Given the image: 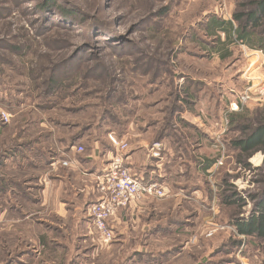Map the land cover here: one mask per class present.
I'll return each mask as SVG.
<instances>
[{
  "label": "rangeland",
  "instance_id": "rangeland-1",
  "mask_svg": "<svg viewBox=\"0 0 264 264\" xmlns=\"http://www.w3.org/2000/svg\"><path fill=\"white\" fill-rule=\"evenodd\" d=\"M43 1L0 0V264H264V251L251 238L244 236L235 253L228 251L223 243L232 226L206 237L207 208L193 231L194 244H186L190 234L171 229L149 245L164 251L146 253L132 238L120 241L117 232L103 245L92 225L75 219L71 203L60 213L58 200L49 198L50 182L60 162L75 155L73 146H84L81 159L107 142L109 132L128 141L147 131L154 139L164 134L177 88L187 78L202 80L209 91L192 109L180 103L182 118L198 128L194 120L200 115L208 133L219 134L224 106L242 92L252 59L245 53L249 47L237 43L221 59L209 49L217 42L204 26L212 15L233 18L248 0H51L55 4L47 9ZM211 93L218 94L216 105ZM211 100L217 113L206 110ZM263 105L253 100L247 108ZM181 126L182 132H196ZM238 135L229 130L222 138ZM193 144L188 142L182 158L197 152ZM225 147L229 157L222 167L247 198L257 188L264 154H253L245 168L236 162L237 152ZM251 208L247 198L242 215ZM233 209L219 208L223 220L217 221L228 225Z\"/></svg>",
  "mask_w": 264,
  "mask_h": 264
},
{
  "label": "crops",
  "instance_id": "crops-1",
  "mask_svg": "<svg viewBox=\"0 0 264 264\" xmlns=\"http://www.w3.org/2000/svg\"><path fill=\"white\" fill-rule=\"evenodd\" d=\"M214 98L216 105L217 100ZM213 103L211 100V104L206 108L209 113H216ZM203 106L205 104H202ZM199 117L195 118L194 123L207 134V125ZM148 132L137 133L129 141L130 147L125 154L127 165L141 181L158 182L170 189L173 195L165 198L147 196L133 202L118 212L112 220V226L120 241L132 238L136 240L135 247L140 249L144 246L146 253H153L154 250L164 251L163 246H156L157 249L151 250L149 245L151 241L156 240L155 238L167 237L171 229H178L184 235L190 234L186 244L192 245L197 239L193 231L197 228L196 224L203 219V208H207L208 199L200 187L202 174L200 165L194 159L182 158L180 156L182 149L177 145L180 140H187L189 144L194 142L193 145L199 147L196 149L197 152H194L198 158L203 156V151L213 152L212 148H209L211 146L208 145V138L205 136L195 137L193 141L187 135L179 137L178 141L172 137L158 140ZM210 136L212 137V134ZM106 141L100 142L95 146V150L81 159L77 156L80 154L77 151L79 145L73 146L75 155L66 158L71 161V165L58 166L60 170L57 178L50 182L52 187L49 198L58 200L54 201L58 211L66 213L68 211L66 205L71 203L73 216L79 221L82 220L86 227L92 225L89 208L98 198V178L106 171L110 158L115 154L110 142L107 139ZM156 142H162L164 145L161 158L152 156V145ZM68 190L70 194L66 195ZM46 198L48 199V196Z\"/></svg>",
  "mask_w": 264,
  "mask_h": 264
},
{
  "label": "trees",
  "instance_id": "trees-1",
  "mask_svg": "<svg viewBox=\"0 0 264 264\" xmlns=\"http://www.w3.org/2000/svg\"><path fill=\"white\" fill-rule=\"evenodd\" d=\"M55 3L51 0L43 1L42 7L44 9L52 7ZM240 10L234 13L231 19H222L216 15H212L207 24H205V32L215 38L217 42L216 46L211 45L212 52H218L221 59H226L230 56L229 50L231 44H242L252 49H260L264 51V0H248L247 3H241L239 5ZM71 14V12H67ZM222 34L225 35V39H222ZM183 76H181L182 78ZM185 77V76H184ZM54 81H52V86ZM183 88H177V104L171 112V116L167 119L168 126L165 128V133L160 135L158 140H163L166 137H172L178 141L179 137L187 135L192 139L199 136H205L208 138V145L213 152H206L198 158L195 154L190 159H194L201 170V189H203L205 196L208 199V210L210 211L212 200L216 195L219 203V208L224 211V207H236L233 209L232 219H227L234 229L229 234V240L223 243L228 247V251L235 253L237 249L244 243V236L254 240L256 246L262 247L264 251V161L263 165L256 168L259 171V176L255 179L257 188L247 193V198L252 203V208L248 216L242 215L243 207L247 203V198H244L238 191L237 187L231 182V175L227 170V166L222 167L224 174L219 176L218 179L210 178L208 170L215 163L219 157L220 152L212 147L213 139L209 134H205L199 127L193 125L187 120L182 118V112L185 111L183 107L180 109V103H185L190 109L194 108L196 100L202 98L201 95L204 91H209L205 82L202 80H194L187 78V84L184 82ZM203 93V94H202ZM211 95H213L211 93ZM217 95V96H216ZM213 95L218 97V94ZM218 99V98H216ZM179 103V104H178ZM225 110L228 109L229 103L226 104ZM217 113V111H216ZM228 131L238 132V136L227 137L223 141L232 150L236 151V162L243 165L245 168H250L251 164L249 159L258 151H262L264 154V105L263 107L247 108V105L243 106L241 110L228 113ZM189 127L192 128L194 134H188L182 132L179 128ZM172 131V132H171ZM185 133V134H184ZM212 142V143H211ZM188 142L187 140H180L178 142V148H181L183 155L187 148H185ZM213 185L216 186V191L213 189ZM219 216V213H218ZM217 216V217H218ZM221 216V215H220ZM217 218L220 220L221 218ZM218 235V232L209 239H212ZM238 236V237H236ZM247 241V240H246ZM251 242V241H249ZM222 264V263H218Z\"/></svg>",
  "mask_w": 264,
  "mask_h": 264
},
{
  "label": "built area",
  "instance_id": "built-area-1",
  "mask_svg": "<svg viewBox=\"0 0 264 264\" xmlns=\"http://www.w3.org/2000/svg\"><path fill=\"white\" fill-rule=\"evenodd\" d=\"M245 53L252 60L243 72L242 79L245 82L242 92L237 96V100L229 102V107L224 111L223 130L219 134L212 136V146L220 154L215 163L210 167L208 173L212 178L217 170L222 167L229 157L223 142L222 136L228 131V113L239 111L249 101H264V51L245 47ZM3 118L8 116L3 112ZM8 121V120H7ZM108 141L113 146L115 154L110 158L106 171L98 178L97 200L91 204L89 214L92 219V226L98 233V238L103 245L111 244L115 239V231L112 226L113 218L118 212L128 207L130 204L149 196L155 198H165L173 195L172 191L158 182L141 181L128 167L126 152L130 147L128 139L119 136L115 132L108 133ZM85 150L83 145L77 147L79 153ZM163 145L160 142L152 146V156L162 157ZM60 164L71 165L70 160H62ZM216 191V186L213 185ZM219 213V203L214 196L210 208V218L206 220V229L203 234L210 238L219 230L232 229L231 225L222 224L217 221ZM239 264H246L240 259Z\"/></svg>",
  "mask_w": 264,
  "mask_h": 264
}]
</instances>
